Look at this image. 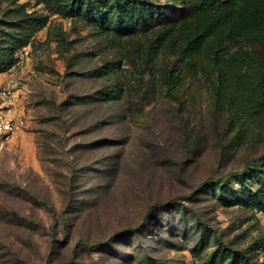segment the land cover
Returning <instances> with one entry per match:
<instances>
[{
	"label": "rangeland",
	"instance_id": "1",
	"mask_svg": "<svg viewBox=\"0 0 264 264\" xmlns=\"http://www.w3.org/2000/svg\"><path fill=\"white\" fill-rule=\"evenodd\" d=\"M22 10L47 22L13 50ZM223 46L192 57L135 33L117 5L84 21L0 0V85L22 78V122L0 147V264H262L264 212L240 203L253 169L209 180L252 160L264 172V112L235 138L218 93L217 62L230 77L256 62L240 37Z\"/></svg>",
	"mask_w": 264,
	"mask_h": 264
},
{
	"label": "trees",
	"instance_id": "2",
	"mask_svg": "<svg viewBox=\"0 0 264 264\" xmlns=\"http://www.w3.org/2000/svg\"><path fill=\"white\" fill-rule=\"evenodd\" d=\"M51 13L65 17L78 16L84 21L98 18L99 12L127 18L128 25L137 34L153 32L157 41L172 42L192 57H216L225 39L242 38L250 47L256 62L254 74L230 77L217 62L218 93L225 97L237 116L234 137L247 135V119L255 112H264V0H179V5L168 12L147 2L128 1L124 6L118 0H39ZM17 31L11 34L13 50L26 46L34 34L46 26L47 16L26 11L17 12ZM251 110V111H250ZM254 110V111H253ZM239 115V117H238ZM241 116V117H240ZM263 158L260 157L259 159ZM256 160L248 162L240 171H230L222 177L209 180L223 185L230 177L246 175L249 169L258 177L253 189H246L240 203L246 208L264 212V172L257 171ZM257 171L259 173H256ZM204 264H212L206 260ZM264 264V261H262Z\"/></svg>",
	"mask_w": 264,
	"mask_h": 264
},
{
	"label": "built area",
	"instance_id": "3",
	"mask_svg": "<svg viewBox=\"0 0 264 264\" xmlns=\"http://www.w3.org/2000/svg\"><path fill=\"white\" fill-rule=\"evenodd\" d=\"M22 78L7 77L0 85V147L11 141L22 122L17 112Z\"/></svg>",
	"mask_w": 264,
	"mask_h": 264
}]
</instances>
